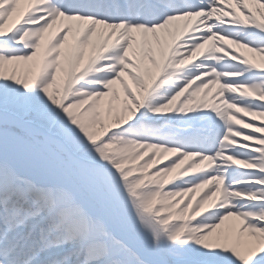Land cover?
I'll return each instance as SVG.
<instances>
[{
    "label": "snow or ice",
    "instance_id": "6c2138e0",
    "mask_svg": "<svg viewBox=\"0 0 264 264\" xmlns=\"http://www.w3.org/2000/svg\"><path fill=\"white\" fill-rule=\"evenodd\" d=\"M0 264H264V0H0Z\"/></svg>",
    "mask_w": 264,
    "mask_h": 264
}]
</instances>
